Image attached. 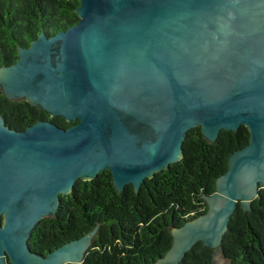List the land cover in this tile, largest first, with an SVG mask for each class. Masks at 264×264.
<instances>
[{
    "label": "water",
    "instance_id": "water-1",
    "mask_svg": "<svg viewBox=\"0 0 264 264\" xmlns=\"http://www.w3.org/2000/svg\"><path fill=\"white\" fill-rule=\"evenodd\" d=\"M77 11L0 67L7 97L76 121L16 129L0 115V264L81 262L97 226L46 254L28 242L78 178L108 168L118 191L138 190L182 157L191 127L213 141L246 125L250 141L204 194L207 211L173 227L153 263L178 264L201 240L219 264L237 202L250 208L264 187V0H81Z\"/></svg>",
    "mask_w": 264,
    "mask_h": 264
},
{
    "label": "trees",
    "instance_id": "trees-1",
    "mask_svg": "<svg viewBox=\"0 0 264 264\" xmlns=\"http://www.w3.org/2000/svg\"><path fill=\"white\" fill-rule=\"evenodd\" d=\"M80 3L0 0V67L16 62L18 47H28L42 31L50 36L77 23ZM0 115L16 129L42 119L63 127L76 122L54 117L26 99L9 98L1 87ZM249 141L246 125L223 128L213 141L200 126L191 127L182 157L145 178L138 190L127 183L118 191L108 168L92 179L78 178L71 192L60 195L56 212L34 226L29 245L34 252L46 254L97 226L91 246L77 264H153L171 246L173 227L207 211L204 194L215 191L216 179L228 170L230 155ZM221 246L226 264H264V187L250 208L237 202ZM178 264H213V248L199 240Z\"/></svg>",
    "mask_w": 264,
    "mask_h": 264
},
{
    "label": "rangeland",
    "instance_id": "rangeland-1",
    "mask_svg": "<svg viewBox=\"0 0 264 264\" xmlns=\"http://www.w3.org/2000/svg\"><path fill=\"white\" fill-rule=\"evenodd\" d=\"M219 264H226V259L224 258V256L220 255L217 257Z\"/></svg>",
    "mask_w": 264,
    "mask_h": 264
}]
</instances>
